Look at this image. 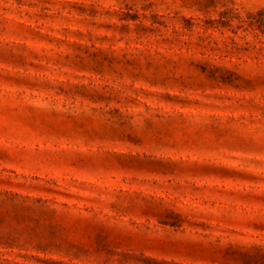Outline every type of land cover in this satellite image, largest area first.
Masks as SVG:
<instances>
[{
	"label": "rangeland",
	"instance_id": "1",
	"mask_svg": "<svg viewBox=\"0 0 264 264\" xmlns=\"http://www.w3.org/2000/svg\"><path fill=\"white\" fill-rule=\"evenodd\" d=\"M0 264H264V0H0Z\"/></svg>",
	"mask_w": 264,
	"mask_h": 264
}]
</instances>
